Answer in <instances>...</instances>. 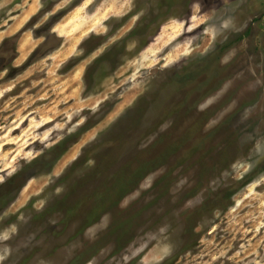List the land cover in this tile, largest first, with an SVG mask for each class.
<instances>
[{"label": "rangeland", "instance_id": "374dc122", "mask_svg": "<svg viewBox=\"0 0 264 264\" xmlns=\"http://www.w3.org/2000/svg\"><path fill=\"white\" fill-rule=\"evenodd\" d=\"M175 1L0 0V264H264V0Z\"/></svg>", "mask_w": 264, "mask_h": 264}, {"label": "flooded vegetation", "instance_id": "af4514ba", "mask_svg": "<svg viewBox=\"0 0 264 264\" xmlns=\"http://www.w3.org/2000/svg\"><path fill=\"white\" fill-rule=\"evenodd\" d=\"M170 1L176 2L175 0H170ZM176 3H177V2H176ZM154 17H156V16L153 15L151 18L149 17L148 19H154Z\"/></svg>", "mask_w": 264, "mask_h": 264}, {"label": "bare ground", "instance_id": "6f19581e", "mask_svg": "<svg viewBox=\"0 0 264 264\" xmlns=\"http://www.w3.org/2000/svg\"><path fill=\"white\" fill-rule=\"evenodd\" d=\"M23 41V40H22ZM26 46V45H25ZM24 47V46H23ZM25 48H27V46L25 47ZM21 49H23V48H21ZM26 50V49H25ZM34 185V184H33ZM26 198V197H25Z\"/></svg>", "mask_w": 264, "mask_h": 264}]
</instances>
